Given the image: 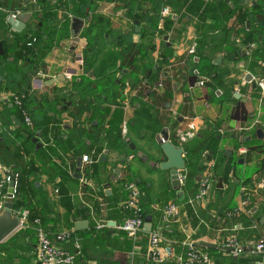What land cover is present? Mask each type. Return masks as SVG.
<instances>
[{
    "label": "crops",
    "instance_id": "1",
    "mask_svg": "<svg viewBox=\"0 0 264 264\" xmlns=\"http://www.w3.org/2000/svg\"><path fill=\"white\" fill-rule=\"evenodd\" d=\"M19 3L22 12L31 13L26 17L23 29L32 18L41 17L45 11L51 12L60 22L66 19L63 9L70 13L69 35L59 39L38 63V71L26 92L25 105L29 109L33 130L29 138L30 145L25 139H18L17 135L12 134L15 132L12 124L15 114L14 105L10 106L11 96L20 91L17 88L4 89V85L0 88V117L5 119L10 116L11 119L7 126L0 122V152L10 167L17 169V160L14 162L9 151V147L14 145L18 148L17 157L24 164L17 193L19 201L14 203L15 209H27L31 217L41 219L40 222L44 223L51 236L62 231H72L74 235L71 240L57 245L74 253L78 264H81L78 260L84 257V264H118V261L124 264H152L146 257L145 234H139L134 243L116 228L111 232V227L108 226L109 222H119L120 214L109 204L113 202L112 205H117L124 198L122 185L126 177L130 175L141 191V186L145 184L139 175L129 171V163L128 168L122 163L124 158L136 154L146 169H142L133 157L128 161L132 160L133 167L144 176L150 175L152 168H159L167 176L171 192L178 201L182 200L179 192L185 198L199 184L204 170L212 163L213 179L207 195L183 212L185 221L184 224H178L179 231L175 230L170 234L168 231L165 235L166 246L171 249V256L166 262L179 264L175 253L184 249L183 241L188 238L214 245L201 247L211 256L210 264H222L230 255L233 259L238 258L240 264H264V254L258 255L254 250L256 242L260 238L264 239V175L258 171L249 179L239 182L231 168L226 173L228 159L219 154L225 134L235 132L238 138L240 135H247V131L241 133L239 128L248 125L255 107L254 102L258 105L264 102V92L256 88L257 79H264V60L253 62L251 56L246 57L250 45L253 48L259 47L252 39V35L259 30V25L256 22L251 25L249 17L254 12L253 7H257L259 3L264 8V0H187L178 4V11L172 16L175 21L168 25V29L164 30L163 20L159 22L166 37L155 35L154 47L145 55L149 63L156 64L161 60L162 47L166 45L170 51L167 63L160 64V69L153 76L149 70L144 75L141 69L133 68V58L124 57V62H131L125 63V72H122L128 77L127 80L121 82L119 78L122 75L118 73L109 75L113 90L123 93L124 98L111 102H104V98L94 96L98 92L92 94L96 88L95 79L101 75L99 63L104 48L101 49L98 65L91 71L84 72L82 67L87 40L82 32L88 20H95L98 21L99 29L104 27L106 30L132 32V39L137 43L140 32L134 29L133 15L127 4L122 0H49L41 2L35 11L33 1L19 0ZM146 7L147 3L142 2L141 10ZM256 15H261V19L256 17L257 21L264 19L262 13ZM73 17H81L83 20L81 29L75 36L70 30ZM7 18H0V40L14 38L23 30L15 31L6 22ZM142 26L143 23L140 22V31ZM260 37L261 34L258 39ZM107 38L108 34L105 32L102 40ZM232 44L238 50V56L234 59L225 56L223 49ZM40 45L43 43L40 42ZM193 45L196 51L192 53ZM10 53L12 54L8 55L7 60L16 64L25 61L27 54L25 46ZM135 53L133 49L128 54ZM219 55L221 61L215 64L213 61ZM197 60L201 62L198 74L192 70L193 63ZM248 74H251V78L246 79ZM0 75L4 78L1 71ZM219 75L225 76L224 83L218 79ZM130 76L137 77L139 81H130ZM214 77L216 78L213 79ZM67 90L75 94L69 95V100L64 94ZM99 90L102 91V88ZM85 100L87 108L83 109L79 102L83 104ZM75 112H79L76 119ZM114 124L116 126L113 128L120 138L127 140L126 134L130 130L140 137L153 139L158 145L161 143L160 132L166 128L169 140L183 148L186 163L183 169L186 175L184 184L187 189L172 185L169 171L160 168L159 163L165 159L164 154L156 162L150 155L138 151L133 143H129L130 149L123 150L121 154L107 149L105 136L112 134L109 126ZM210 125L218 135L208 137L204 156L200 160L194 147L203 136H207ZM263 128L262 125L256 130L260 129L264 134ZM256 130L253 135L247 136L250 139H263V144L261 147L246 148L247 152L241 162L244 165L253 162V154L264 157V152L261 151V148L264 150V135L257 138ZM239 144H222L224 148L221 150L225 155H231ZM49 145L52 146L51 150ZM131 145L134 147L131 148ZM84 154L88 155L89 162L81 161ZM104 155L106 159L102 160ZM115 168H119V173L114 176ZM100 181L104 182L106 197L111 199L107 202L103 199V203L100 201L103 207L99 205L96 209L82 199L81 186L85 184L98 190ZM16 189L17 182L15 192ZM244 196L249 197V202L243 205ZM232 204H235V208L231 210ZM249 204L252 207L247 209ZM198 210H207L206 217L198 216ZM93 211L108 226L102 230L111 235L109 240L91 226ZM84 220L88 221V227L77 229L75 224ZM118 234L124 236L132 244V249L136 250L131 261L125 255L126 252L114 249V237ZM171 234L177 238L182 236V239L169 240ZM196 234L198 237L194 239ZM142 236L143 239L140 238ZM228 236L236 238L243 247L241 255L235 257L222 246ZM0 244L5 246L9 254L7 264H36V233L33 228L26 231L18 228Z\"/></svg>",
    "mask_w": 264,
    "mask_h": 264
},
{
    "label": "trees",
    "instance_id": "2",
    "mask_svg": "<svg viewBox=\"0 0 264 264\" xmlns=\"http://www.w3.org/2000/svg\"><path fill=\"white\" fill-rule=\"evenodd\" d=\"M38 3V8L40 7L41 2H48L49 0H35ZM125 4H127L128 10L131 11L133 15V21L139 20V22L143 23L142 29L140 31V38L137 43H135L132 39V32H123L119 29L109 30L105 29L104 27H101L99 29L98 21L95 20H88V23L86 25V28L83 30L82 35L86 38L87 44L84 51V62H83V71L89 72L91 71L96 65H98V60L100 57L101 49L104 48V53L101 57L99 68L101 75L95 79V89L92 92L94 94L95 92H98L99 97L104 98V102H111L114 99H123L124 94L120 91L113 90L114 86L112 87L110 85V74H120L122 75L120 79L121 82H125L128 77L124 75L122 72H125V63H131L130 60L127 62L123 61L124 57L127 58H133L132 62L134 64L133 68L142 70L141 72L146 75L147 71L149 70L152 74V76L157 73V71L160 69V64L167 63L168 57L170 56L169 48L164 45L162 47V53L160 55L161 60H159L156 64H151L146 60V53L154 47V40L153 37L155 35H158L161 37H166V32L164 31L166 28L168 29V25L170 23H173L175 19L172 17V15H168L165 17H162L160 14L161 8L163 6L168 5L172 12L176 14V11H178V4L187 1V0H122ZM142 2L147 3V7L145 10H141L140 5ZM89 1H87V4ZM90 8V5L88 6ZM251 9V8H250ZM38 10V9H37ZM14 11H21L20 9V3L19 0H0V18L1 17H9L11 12ZM65 12L66 19L62 22L57 20V18L50 12H43L41 17H34L26 26L25 29H23L17 36L11 39H3L0 40V71L4 74L3 81L0 82V88L2 85H4V89H14L17 88L20 93L28 92L29 84L31 82V79L36 75L38 71V63L49 53L51 48L57 43V41L61 38H65L69 35V27H68V20H69V14L70 12H67L65 9H63ZM252 14L249 17V22L251 25L256 22L259 25V30H256V33L252 35V39L254 42H257L259 44V47H255L250 45L247 50L246 57L252 58L254 61H260L264 60V19L261 21H257L256 13H262L264 15V8L263 5H260V3L257 5V7H253ZM89 14V13H88ZM87 15V13L85 14ZM256 15V16H255ZM81 18V17H80ZM163 20L164 22V30L159 27V22ZM7 22V21H6ZM8 23V22H7ZM102 30V32H101ZM248 31V30H247ZM108 34V38L106 40H102V35L104 33ZM261 34V37L258 39V35ZM46 36V38L44 37ZM106 41V42H105ZM31 43L28 45V43ZM40 42L43 43V45H40ZM20 44V45H19ZM25 46V51L27 52L25 61L20 62L19 64L11 63L7 60L8 55H11V51H15L17 48H22ZM108 45V47H106ZM261 46V47H260ZM119 49V50H118ZM136 52L135 55L128 54L131 53L132 50ZM224 55L227 56L230 59H234L238 56V50L235 46L226 45L224 48ZM126 51V54L124 53ZM196 51V49H195ZM128 52V53H127ZM200 53V52H199ZM198 58H200V54L197 53ZM202 56V55H201ZM118 61H121L120 64H118ZM201 62L200 60H197L193 63L192 70L197 69L200 67ZM224 75H219L218 79L224 83ZM214 77L213 79H215ZM130 81H135L136 83L139 81V79L133 78L130 76ZM148 80V79H147ZM5 83L3 84V82ZM118 82V81H117ZM114 84V83H113ZM102 88V91L99 90V88ZM3 88V87H2ZM65 97L68 99L69 95H75L72 94L70 91L64 92ZM65 98V99H66ZM26 99V98H25ZM25 99H24V106L27 110L28 107L25 105ZM87 100L83 102H79L80 107L87 108L86 104ZM257 102H254V109L252 111V116L248 119L247 124H251L254 120H258L262 125H264V102L261 104H257ZM14 114L15 119L13 120L12 124L15 127V132H13V135H17L18 139H25L28 141L29 145L31 142L29 141V138H31V135L33 134V130L31 126H27L21 117L19 109L14 105ZM29 112V111H28ZM30 114V113H29ZM79 112H75L74 116L75 119L78 117ZM161 123H164V120L159 118ZM0 122L3 123L5 126L11 123L10 116H7L5 119H2L0 117ZM116 124L113 126H109L111 129L112 134H110L108 137L105 136V147L109 150H114L119 152L120 154L123 152V150H129V143H133L135 145V148L140 151L143 154L150 155L154 161H160L162 159L163 153L161 151L160 145H158L153 139L149 137H140L135 132H130V130L127 132L126 137L128 138L125 140L124 138H120L119 133L113 128ZM172 126V125H171ZM108 127V126H107ZM256 127L251 128L246 133L247 135H253L255 133ZM264 131V128H263ZM114 132V133H113ZM215 135H218L215 128H212L211 125L209 126L207 136H203L201 138V141L196 143V146L194 147V152L198 156V159H202L204 156L205 146L208 143L207 139L208 137H214ZM247 135L243 136L241 139L238 138L237 133H227L224 135L221 141V148L219 151V154L221 156H224L228 159V164L226 165V173L229 172V168L232 169L233 175L239 180V182H242L244 180L249 179L253 175H255L258 171H260L264 175V157H261L260 155L253 154L252 159L253 162L250 165H244L243 163H239V159H243V155L238 154L237 149L233 150L231 155H225L223 150L224 144L233 145L240 142L239 145H242L246 148H256L261 147L263 144V139H247ZM223 144V145H222ZM49 149H52V146H48ZM9 151L11 155L13 156L14 162L17 160V164L19 168L12 169L10 165L6 162L4 157L2 156L0 152V162L3 163V165L8 166L11 170V173L17 174V189L14 195V201L13 204L19 201L18 198V187L20 183V179L22 177V170L24 164L20 162L19 158L17 157V151L18 148L14 145L9 147ZM261 151L264 152L263 148H261ZM133 152V151H132ZM128 157V156H127ZM134 161L138 163V165L142 169H146L144 164L140 161V158L133 153L132 156ZM132 160L130 162L127 158H124V161L122 163H125L129 165V171L134 173L135 175H139L142 183H145L144 186H141L142 189V195H141V205L144 210L145 216H150L151 223H152V230L157 229L162 225V214H163V208L164 206L169 202L172 201L179 207L178 215L176 216V221H171L169 223L168 228L161 226L162 236H163V245H166V239L165 235L168 231L169 234L172 231L178 230V224L182 223L184 224L185 218L183 215V212L188 209V206H195L197 204V199H195V195L197 193V189L199 184L193 187V190L189 191V193L186 195L185 198H182V200L178 201L175 198V194L171 192V185L169 183V180L166 175L163 174V172L160 171L159 168H152V172L148 176L141 175V172L139 170H136L135 167L132 165ZM128 168V166H127ZM230 169V170H231ZM133 180V178L128 175L126 177V180L124 181L122 188L124 191V198L127 196V191L125 190V184L128 181ZM105 183L108 182L104 181ZM99 182L101 185L98 190L91 189L87 187L85 184L81 186L83 190L82 199L86 203H90L93 205V208H98L100 203L105 200L111 199L110 197H106L105 192L103 191V183ZM183 190L187 189V185L184 184ZM238 191V190H237ZM244 194V193H243ZM123 198V199H124ZM104 199V200H103ZM189 200H192L190 203ZM101 201V202H100ZM113 202H111L109 205L114 206V210H116L118 213L117 205H112ZM107 205V207H109ZM181 205H184L181 206ZM16 206L14 205V208ZM100 207H103L100 205ZM247 209L251 208L252 205L249 204L246 206ZM116 208V209H115ZM235 204H232L230 209H234ZM264 209V206H263ZM198 216L200 217H206L207 210H198ZM95 216H98L96 211H93ZM34 216L31 217L29 213V220L27 222V226L24 228V231L28 230L29 228H33L36 233V228L39 226L37 223L34 222ZM41 220V219H40ZM39 223L41 226L46 230V226L41 221ZM91 226H93V221H91ZM105 230V228H103ZM102 230V229H101ZM97 231L101 232L99 233L101 236L105 237L107 240L111 238V235L105 234L103 231ZM47 231V230H46ZM95 231V230H94ZM48 232V231H47ZM49 233V232H48ZM74 235V233H72ZM141 234H145L146 242H147V232H140ZM168 234V235H169ZM55 235V234H54ZM54 235H52L54 237ZM194 239H197L198 234H196ZM170 238V239H169ZM167 239L172 240V238L175 239H182V236L180 237H174L173 234H171V237ZM168 241V240H167ZM146 246V245H145ZM184 249L181 252H176L175 254L181 255L185 252V246H183ZM260 255L259 253H257ZM8 252L5 250V246L3 244H0V264H7L8 263ZM211 257V256H210ZM77 258L75 256V264H78L76 261ZM152 264H157L153 263ZM159 264H168L166 261L159 263ZM222 264H240L238 258L233 259L232 256H227L225 259V262Z\"/></svg>",
    "mask_w": 264,
    "mask_h": 264
},
{
    "label": "built area",
    "instance_id": "3",
    "mask_svg": "<svg viewBox=\"0 0 264 264\" xmlns=\"http://www.w3.org/2000/svg\"><path fill=\"white\" fill-rule=\"evenodd\" d=\"M160 14L162 17L172 15L175 16V13L172 12L171 8L166 5L161 8ZM13 16V12L9 15ZM31 43L29 42L28 45ZM195 51V46L191 48V52ZM195 73L198 74V70L195 69ZM202 83V82H201ZM200 83V84H201ZM256 88L264 92V79H257ZM25 93L13 94L11 96L12 104L15 105L21 114L23 122L27 126L32 125L31 117L28 110L24 106ZM192 126V125H191ZM262 124L258 120H254L251 124L244 125L239 128V131L246 132L253 127L259 128ZM264 126V125H263ZM242 138V135L239 136V139ZM237 152L240 155H245L247 152L246 147L240 145L237 148ZM132 158V155H128L127 159ZM82 162H89V157L87 154L82 155ZM213 167L214 164H210L203 172V176L199 182L197 193L195 199L202 200L208 193L210 185L213 179ZM13 175L8 166L3 165L0 162V208L2 205V200L6 196L7 184L9 182V177ZM15 176V185L17 174ZM186 175L182 170L178 171V186L182 187L185 183ZM81 181H85L82 180ZM16 188V186H15ZM125 190L127 191V196L122 199L117 204V209L120 214L119 222L116 224V230L124 233L128 236L134 243L139 236V233L142 232L143 224L145 223V214L143 207L141 205V195L142 191L140 190L138 184L134 181H128L125 184ZM15 193V192H14ZM191 203L192 200H189ZM249 202V197L244 196L242 204ZM179 207L172 201H169L163 208L162 214V225L163 227L169 226L171 221H176V216L178 215ZM20 219L19 228H25L29 220V211L27 209L20 210L18 212ZM93 229L95 231H100L105 228L107 225L104 220L98 218L93 213ZM34 222L39 226L36 228V249H35V262L36 264H75V254L63 249L58 246L57 243H64L68 240H71L73 237L72 231H62L56 233L54 237L52 236L41 226L38 219H34ZM161 226L157 229H154L148 232L147 242H146V257L153 263H162L166 261L171 256L170 247L163 245V236L161 231ZM108 227V226H107ZM185 246V252L181 255L176 256L179 264H210L211 257L209 253L204 251L201 247L196 245V242L192 239H186L183 241ZM222 246L224 248H231V254L235 257L243 253V247L238 243L236 238L233 236H228L223 242ZM256 253L264 254V239L260 238L254 247Z\"/></svg>",
    "mask_w": 264,
    "mask_h": 264
},
{
    "label": "water",
    "instance_id": "4",
    "mask_svg": "<svg viewBox=\"0 0 264 264\" xmlns=\"http://www.w3.org/2000/svg\"><path fill=\"white\" fill-rule=\"evenodd\" d=\"M33 1V10L38 9V3L35 0H25V2H31ZM31 15L30 12H22V11H14L13 16H9L7 18L8 24L15 30V31H21L25 26V20L26 17H29ZM261 19V15L257 16ZM139 20H134V29L136 32H140L139 27ZM83 24V20L78 17H73L71 21V34L73 36L77 35L81 29V26ZM221 61V55L217 56L214 59V63L218 64ZM251 78V74H248L246 76V79ZM3 81V77L0 75V82ZM51 81H54L52 79ZM10 106H13V104H10ZM14 118V116L12 117ZM257 138L263 137V132L260 129L256 130ZM161 137V143L160 148L162 153L164 154L165 159L159 163V166L162 170L169 171L171 184L176 186L178 185V171L185 168V158H184V152L183 148L180 146L174 145L169 140L168 130L166 128H163L160 132ZM250 139L249 136L245 138V140ZM134 146L131 145V148ZM212 151H210L211 153ZM106 156H102V160H105ZM123 161V160H122ZM239 163L243 162V159L238 160ZM119 173V168L114 169V176ZM77 177H80V174L76 175ZM15 176L11 175L9 177V182L7 184L6 189V196L2 200V205L0 208V243L8 237L12 232H14L16 229L20 226V219L18 212L19 209L16 210L14 208V195H15ZM179 198H183V193L179 192ZM77 229H85L88 227V221H78L75 224ZM108 226L111 227V232L115 231L116 222L112 221L108 223ZM152 229V223L150 216H145V223L143 224L142 231L143 232H150ZM196 245L199 247H214V245L205 242V241H197ZM226 251L231 252V248H226Z\"/></svg>",
    "mask_w": 264,
    "mask_h": 264
},
{
    "label": "rangeland",
    "instance_id": "5",
    "mask_svg": "<svg viewBox=\"0 0 264 264\" xmlns=\"http://www.w3.org/2000/svg\"><path fill=\"white\" fill-rule=\"evenodd\" d=\"M140 238H142L143 239V236L142 237H140ZM114 241H115V251H123V252H126V256H128L129 257V261H131L132 260V256L135 254V252H136V250L134 251L133 249H132V244L131 243H129L128 241H126V239L124 238V236H122V235H120V234H118L117 236H115L114 237ZM78 244V246L80 245L79 243H77ZM134 258V257H133ZM86 259V257H84L83 259H80V260H78L79 261V263H81V264H84V260ZM120 260V259H119ZM121 262L120 261H118V264H120ZM123 263V262H122ZM121 263V264H122ZM105 264H107V263H105ZM109 264H116L115 262L113 263V262H110ZM124 264V263H123Z\"/></svg>",
    "mask_w": 264,
    "mask_h": 264
}]
</instances>
